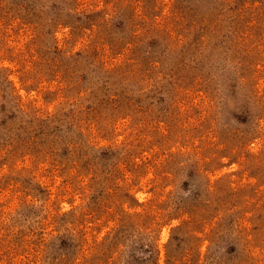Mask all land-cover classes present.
<instances>
[{"label": "rangeland", "instance_id": "obj_1", "mask_svg": "<svg viewBox=\"0 0 264 264\" xmlns=\"http://www.w3.org/2000/svg\"><path fill=\"white\" fill-rule=\"evenodd\" d=\"M0 264H264V0H0Z\"/></svg>", "mask_w": 264, "mask_h": 264}]
</instances>
